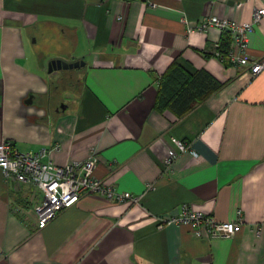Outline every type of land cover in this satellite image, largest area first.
I'll return each instance as SVG.
<instances>
[{
  "label": "crops",
  "instance_id": "1",
  "mask_svg": "<svg viewBox=\"0 0 264 264\" xmlns=\"http://www.w3.org/2000/svg\"><path fill=\"white\" fill-rule=\"evenodd\" d=\"M258 8L264 0H0V142L56 147L58 166L94 152L95 177L140 196L88 194L38 229L40 190L0 170V264H264V70L252 77L210 54L228 31H187L209 16L245 23ZM248 53L264 58V18ZM52 60L84 65L60 85ZM172 66L222 85L178 115L165 104L177 81L162 87ZM173 139L188 150L166 170ZM182 204L225 222L239 210L240 227L158 228Z\"/></svg>",
  "mask_w": 264,
  "mask_h": 264
},
{
  "label": "built area",
  "instance_id": "2",
  "mask_svg": "<svg viewBox=\"0 0 264 264\" xmlns=\"http://www.w3.org/2000/svg\"><path fill=\"white\" fill-rule=\"evenodd\" d=\"M262 18H264V8L255 9L251 19L241 24L233 20L209 16L194 26H188L187 31L188 33L206 32L209 28L228 31L230 44L227 50L223 52L220 44L215 43L210 54L220 62H228L255 77L264 70V58H251L248 53V43L249 35ZM173 143L175 148L164 160L166 170H170L176 159L188 150L187 145L180 141L173 139ZM55 149L56 147H52L21 152L16 150L10 141L0 142V170L6 180L31 183L41 192V199L34 207L38 229L46 227L60 212L74 206L88 194L99 195L116 202L127 200L132 203L139 202L140 196L119 193L114 186L105 184L95 177L94 170L98 158L94 152H91L85 160L58 166L50 158L51 151ZM240 215L241 212L238 210L235 221H217L211 215L192 210L187 204H182L176 215L157 219L158 228L170 224H186L197 237L202 236L203 230L210 237H233L240 227ZM262 222L264 223V219Z\"/></svg>",
  "mask_w": 264,
  "mask_h": 264
},
{
  "label": "trees",
  "instance_id": "3",
  "mask_svg": "<svg viewBox=\"0 0 264 264\" xmlns=\"http://www.w3.org/2000/svg\"><path fill=\"white\" fill-rule=\"evenodd\" d=\"M229 42L230 37L228 35L220 44L223 52L227 50ZM164 78L168 80L163 83L162 87H165V83L169 82V80L177 81L176 89L167 95L165 104L174 109L178 115L189 110L196 101L207 97L222 85L205 71L199 70L193 74H188L175 66H172L164 74Z\"/></svg>",
  "mask_w": 264,
  "mask_h": 264
},
{
  "label": "water",
  "instance_id": "4",
  "mask_svg": "<svg viewBox=\"0 0 264 264\" xmlns=\"http://www.w3.org/2000/svg\"><path fill=\"white\" fill-rule=\"evenodd\" d=\"M83 65L84 62H80V61H75L73 63H66L61 60H52L47 65V71L48 73H52L54 71H59L61 69H73Z\"/></svg>",
  "mask_w": 264,
  "mask_h": 264
},
{
  "label": "rangeland",
  "instance_id": "5",
  "mask_svg": "<svg viewBox=\"0 0 264 264\" xmlns=\"http://www.w3.org/2000/svg\"><path fill=\"white\" fill-rule=\"evenodd\" d=\"M79 70H81L80 68H73V69H61V70H59V71H57L58 73H60V75L64 78L62 81H59V80H56V84L58 83V84H60V85H62V84H66V83H68V82H71L72 81V79H68L67 81L65 80V79H67L68 77L69 78H72L71 76H72V74H74V77H75V74L77 73V72H79ZM64 95V94H63ZM63 100H65V99H63Z\"/></svg>",
  "mask_w": 264,
  "mask_h": 264
}]
</instances>
